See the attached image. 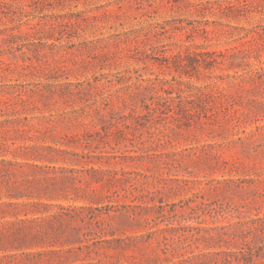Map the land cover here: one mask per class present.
I'll return each instance as SVG.
<instances>
[{
  "label": "rangeland",
  "instance_id": "374dc122",
  "mask_svg": "<svg viewBox=\"0 0 264 264\" xmlns=\"http://www.w3.org/2000/svg\"><path fill=\"white\" fill-rule=\"evenodd\" d=\"M0 264H264V0H0Z\"/></svg>",
  "mask_w": 264,
  "mask_h": 264
}]
</instances>
